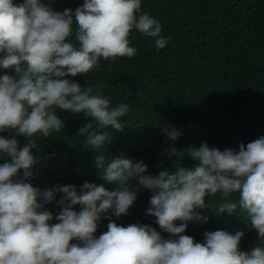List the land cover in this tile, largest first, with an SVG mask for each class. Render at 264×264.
<instances>
[{
  "label": "clouds",
  "instance_id": "obj_1",
  "mask_svg": "<svg viewBox=\"0 0 264 264\" xmlns=\"http://www.w3.org/2000/svg\"><path fill=\"white\" fill-rule=\"evenodd\" d=\"M141 7L142 0H84L59 12L41 0H0V70L7 73L0 76V134L9 133L0 135V264H264V246L240 249L243 231L205 232L203 243L185 234L190 222L207 223L200 210H211L246 217L264 241V136L241 143L238 151L207 143L169 146L162 156L180 164L149 175L143 160L105 151L113 134L124 130L129 106H112L103 83L82 88L69 79L86 78L101 60L135 57L129 40L134 29L164 49L171 36L164 37L161 23ZM58 110L95 122L78 129V137L98 153V178L115 184L114 190L89 182L79 191L76 185L41 190L30 183L38 164L33 149L41 151V140L64 130ZM160 130L172 142L182 135L172 125ZM21 137L27 142L21 144ZM185 158L197 163L184 167ZM141 188L152 193L145 216L170 239L148 224L124 226L106 215L127 216ZM217 194L213 209L206 198ZM53 202L60 207L55 216L46 207ZM102 217L109 223L97 237Z\"/></svg>",
  "mask_w": 264,
  "mask_h": 264
},
{
  "label": "trees",
  "instance_id": "obj_2",
  "mask_svg": "<svg viewBox=\"0 0 264 264\" xmlns=\"http://www.w3.org/2000/svg\"><path fill=\"white\" fill-rule=\"evenodd\" d=\"M41 2L63 12L82 6L84 0ZM141 11L161 23L164 37L171 36L164 49L158 50L151 37L134 29L129 40L130 46L137 49L135 57L114 63L101 60L100 67L86 78L69 77L82 88L103 83L104 94L112 106L125 103L130 108L123 118L124 130L113 134L105 146L106 154L119 157L123 153L133 162L143 160L148 165L147 174L158 175L174 170V163L180 164L175 157L162 156L169 146L186 150L207 143L221 151H238L241 143L247 145L264 136V0H142ZM4 74L5 70H0V76ZM57 115L64 122V130L41 140V151L33 149L38 164L33 168L35 178L30 183L41 190L76 185L79 191L85 182L114 190L115 184L98 178L94 166L98 153L90 146L85 148L84 138L78 137V129L95 122L83 114L58 110ZM162 125L176 127L181 137L176 142L167 140L161 134ZM19 140L21 144L27 142L22 137ZM181 163L194 167L197 162L185 158ZM151 195L141 188L127 216L116 219L111 212L106 215L124 226L148 224L164 239H170L154 218L145 216ZM219 195L207 197L206 204L215 209L220 203ZM46 207L54 216L60 211L56 202ZM74 210L79 211L80 207ZM200 211L208 217L207 223L190 222L185 233L196 242H205V232L243 231L242 251L264 246L258 234L250 230L246 217ZM108 223L102 217L97 237L107 230Z\"/></svg>",
  "mask_w": 264,
  "mask_h": 264
}]
</instances>
